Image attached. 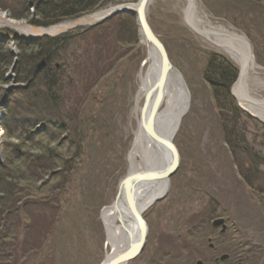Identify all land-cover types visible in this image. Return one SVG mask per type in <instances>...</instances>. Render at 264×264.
I'll use <instances>...</instances> for the list:
<instances>
[{"label": "rangeland", "instance_id": "obj_1", "mask_svg": "<svg viewBox=\"0 0 264 264\" xmlns=\"http://www.w3.org/2000/svg\"><path fill=\"white\" fill-rule=\"evenodd\" d=\"M20 1L0 0V11L12 20L29 24L28 20L15 19L12 15L14 11H21ZM197 4L199 15L206 22L228 25L248 37L256 61L263 68L261 77L264 79V0H197ZM111 5L115 4L108 3L95 12ZM188 5L189 0H152L148 11L153 30L165 44L173 65L185 78L191 106L175 137L181 165L171 178L169 193L144 212L151 227L149 245L145 248L155 251L157 243L167 241L169 235H178L179 229H187L210 195L228 196L232 211L243 215L249 235L264 243V234L260 233L264 227V179L253 180L255 170L251 169V163L244 154H234L226 142L212 87L205 78L208 54L220 51L188 26L185 18ZM31 13L34 17L33 9ZM5 30L13 35L32 37L0 19V32ZM7 49L17 53L14 38H9ZM124 52L115 69L96 87L94 96L81 107L79 133L84 154L79 163L74 161V150L56 143L58 151L72 160L69 179L59 193V205L55 198L58 192L51 193L52 188L48 187L49 192L45 194L50 201H55L50 204L55 210L49 207L37 210L31 223L32 232L22 233L20 240L21 247L34 243L41 246L40 250L31 259L20 251L14 258L19 262L101 264L112 252L102 214L113 205L121 181L132 169L129 157L144 102L143 96L139 101L140 72L149 48L141 35L139 43L125 47ZM16 64L17 59L13 65L2 64L1 68L7 82L0 88V165L10 162L6 150L9 139L3 127L7 113L4 96L18 85ZM261 96L264 97V89ZM243 112L241 124L249 132L250 146L264 159V123ZM67 136L68 133L63 138ZM262 167L261 172H264ZM246 174L251 184L246 181ZM49 179L45 178L39 185L43 186ZM56 183L58 181H52ZM146 251L128 264H140L147 256Z\"/></svg>", "mask_w": 264, "mask_h": 264}, {"label": "trees", "instance_id": "obj_2", "mask_svg": "<svg viewBox=\"0 0 264 264\" xmlns=\"http://www.w3.org/2000/svg\"><path fill=\"white\" fill-rule=\"evenodd\" d=\"M111 2L125 1L21 0V11L12 15L36 27H51L94 13ZM9 38H14L17 53L7 49ZM140 39L133 11L57 36L33 38L13 35L8 30L0 32V88L7 82L2 66L13 65L15 59L18 84L4 96L7 113L3 127L9 139L6 150L10 162L0 165V264H31L30 260L19 262L15 255L22 251L31 259L39 252L38 244L28 243L23 248L20 240L22 233L32 232L31 223L37 210L41 207L55 210L50 205L55 201H50L45 192L54 190L59 194L69 179L72 160L58 151L56 143L74 150V161L79 163L84 154L79 133L81 107L115 69L125 55V47L139 43ZM42 61L46 66L36 73ZM238 74V66L228 56L215 51L208 54L205 78L212 87L224 137L234 154L245 155L255 170L253 180L258 181L264 179L261 172L264 159L251 148L249 132L241 124L245 113L232 94ZM67 133L69 136L63 138ZM248 176L245 179L251 184ZM49 177L43 186L39 185ZM55 180L58 183L52 184ZM55 198L59 205L61 195Z\"/></svg>", "mask_w": 264, "mask_h": 264}, {"label": "bare ground", "instance_id": "obj_3", "mask_svg": "<svg viewBox=\"0 0 264 264\" xmlns=\"http://www.w3.org/2000/svg\"><path fill=\"white\" fill-rule=\"evenodd\" d=\"M185 18L188 26L195 33L214 45L220 52L228 56L239 69H242L241 79L233 86L235 98L244 111L259 118L264 123V97L261 96V91L264 89V79L261 77L263 68L251 58L248 48L246 50L243 48L245 35L233 30L228 25L213 24L210 20L206 22L199 15L197 0H189V5L185 9ZM0 19L12 27L23 30L30 36L39 33V30L29 27L26 23L10 19L1 11ZM66 26L68 24L55 26L46 31L55 33ZM145 62L140 72L139 101L155 85L158 78V61L153 51ZM179 81L180 76L178 72H175L162 88L158 122L166 135H172L180 129L184 118L183 113H188L191 106L190 97L187 98L180 93ZM138 121H140V117ZM1 138L2 131L0 130V141ZM129 158L132 171L163 169L167 163L166 156L143 135L139 128L135 132V147ZM167 184L168 182L163 180L155 185L142 187L143 189H140L138 193L141 198V205L146 207L155 195L166 189ZM102 219L112 251L108 255L109 257H114L124 250L131 243V240L138 239V227L131 217L126 203L122 202L118 207L112 205L105 208Z\"/></svg>", "mask_w": 264, "mask_h": 264}, {"label": "water", "instance_id": "obj_4", "mask_svg": "<svg viewBox=\"0 0 264 264\" xmlns=\"http://www.w3.org/2000/svg\"><path fill=\"white\" fill-rule=\"evenodd\" d=\"M151 3L152 0H137L136 2H126L111 5L107 9L100 10L92 14L84 15L74 20L65 21L51 27H34L28 24L29 27L39 30V33L32 37L41 38L44 36H57L82 25L94 26L100 23H104L120 14L129 13L133 11L136 13V19L139 26V30L142 35V39L149 48V55L147 59L149 58L151 51H153V54L158 61V78L155 85L150 88L144 96V103L142 108L140 109L141 116L140 121H138V128L141 130L143 135L149 141H151L164 154V156H166L167 163L165 168L163 169L136 171H132L131 169V172L121 181L119 191L116 196L115 202L113 203V206L118 207L119 204L122 202L127 204L130 215L134 219L138 227L139 237L137 240H131V243L124 250L116 254L114 257L108 256L101 264H128L130 261L136 259L143 252L147 243L149 231L147 223L144 219V212L154 203L164 199L168 195L170 190L171 178L177 173L181 165V157L174 143L175 137L179 129L175 131L172 135H166L162 131L158 122V108L161 99L162 88L164 87L169 77L172 76V74H174L175 72H178L180 76V93H182V95L187 98L190 97V99L191 94L183 74H181V72L173 65L165 44L162 42V40L155 33L151 26L148 17V11ZM63 24H68V26L56 31L55 33H49L46 31L52 27L60 26ZM243 43H245L243 48L245 50L246 48H248L251 58L256 61L252 44L246 35L244 36ZM45 66L46 63L41 62L36 72H39ZM242 73V69H239V74L236 82L241 79ZM232 94L234 95L233 88ZM186 113L187 112L183 113V117L186 115ZM255 118L259 120V118ZM134 147L135 141L131 152ZM163 180L168 182L166 189L155 195L149 202V204L146 207H143L140 203L141 198L138 194L139 190L151 184L155 185L156 183L161 182Z\"/></svg>", "mask_w": 264, "mask_h": 264}, {"label": "flooded vegetation", "instance_id": "obj_5", "mask_svg": "<svg viewBox=\"0 0 264 264\" xmlns=\"http://www.w3.org/2000/svg\"><path fill=\"white\" fill-rule=\"evenodd\" d=\"M226 197L208 196L190 226L157 243L155 251L144 248L138 258L145 251L147 256L140 264H264V243L249 235L243 215L232 211ZM144 219L148 246L151 227Z\"/></svg>", "mask_w": 264, "mask_h": 264}]
</instances>
